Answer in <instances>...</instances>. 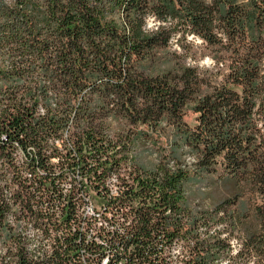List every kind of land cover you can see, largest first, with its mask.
Instances as JSON below:
<instances>
[{
    "label": "trees",
    "instance_id": "obj_1",
    "mask_svg": "<svg viewBox=\"0 0 264 264\" xmlns=\"http://www.w3.org/2000/svg\"><path fill=\"white\" fill-rule=\"evenodd\" d=\"M179 35L202 40L214 67L148 66ZM110 117L137 133L114 142ZM66 130L75 151L62 169L89 178L83 187L121 153L152 145L158 155L123 198L132 224L102 245L44 222L51 201L64 210L48 147ZM214 175L233 198L205 216L190 210L186 186ZM211 224L240 232L235 255L228 238L202 233ZM104 256L106 264H264V0H0V264H103Z\"/></svg>",
    "mask_w": 264,
    "mask_h": 264
},
{
    "label": "built area",
    "instance_id": "obj_2",
    "mask_svg": "<svg viewBox=\"0 0 264 264\" xmlns=\"http://www.w3.org/2000/svg\"><path fill=\"white\" fill-rule=\"evenodd\" d=\"M74 143L68 130L59 138L49 142L48 164L60 180L57 183L62 187L61 200L64 210L62 205L51 201L52 205L45 210L44 222L58 225L66 223L72 232L81 231L87 242L102 245L103 238L108 232L115 234L122 225L129 227L132 224L133 216L128 214L124 217L120 212L128 213L123 207V198L127 196L131 187L138 189L135 180L143 178V172L135 166V153H129L117 158L119 164L105 177L96 181L93 178L90 180V187H83V179L89 178L74 176L62 169V163L68 159L70 151H75ZM25 176L29 177V174L26 173ZM46 188L53 190L50 182L47 183ZM177 218L184 227L189 224L185 210L178 213ZM103 261V264L108 261L106 256L103 257Z\"/></svg>",
    "mask_w": 264,
    "mask_h": 264
},
{
    "label": "rangeland",
    "instance_id": "obj_3",
    "mask_svg": "<svg viewBox=\"0 0 264 264\" xmlns=\"http://www.w3.org/2000/svg\"><path fill=\"white\" fill-rule=\"evenodd\" d=\"M157 24L154 20H150L148 28L153 29ZM211 50L203 43L202 40L195 36H177L173 38L171 45L166 50L158 53L156 59L148 64L155 72L164 73L174 69H180L182 67L191 66L198 68H213V60L211 59ZM105 132L108 134L114 142H121L126 137L129 131L134 134L138 129L136 126L129 125L128 122L120 117H110L105 119ZM74 132L72 131V134ZM71 134V136H73ZM74 141V138L72 139ZM151 152L144 153L141 149L135 152V166L140 168L142 165H153L158 160V155L154 151L152 145H150ZM137 153V154H136ZM129 153L120 154L117 158L124 157ZM19 165H23V156L21 153L16 155ZM125 166V165H124ZM186 193L189 200L190 210L197 212L200 215H204L206 212H212L215 207L226 199L233 198L235 190L233 186L224 182L218 175L206 177L202 179L201 183L188 184L186 186ZM235 208L229 209L233 211ZM223 215L220 214V217ZM209 232L211 236L221 234L222 238H228V244L230 245L233 255L236 254L239 249L240 232L233 230L230 226L211 224L204 228L202 233ZM183 244H181L175 250H172V256H178L183 252ZM169 255L168 250L165 251V257ZM175 260L174 257L171 259ZM179 260H183V256H180ZM241 264V263H240Z\"/></svg>",
    "mask_w": 264,
    "mask_h": 264
}]
</instances>
